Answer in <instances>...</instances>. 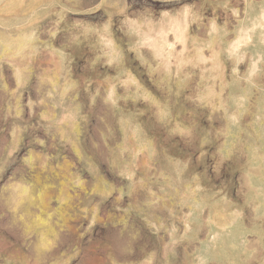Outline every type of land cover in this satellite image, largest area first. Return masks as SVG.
<instances>
[{
    "label": "rangeland",
    "instance_id": "obj_1",
    "mask_svg": "<svg viewBox=\"0 0 264 264\" xmlns=\"http://www.w3.org/2000/svg\"><path fill=\"white\" fill-rule=\"evenodd\" d=\"M0 264H264V0H0Z\"/></svg>",
    "mask_w": 264,
    "mask_h": 264
}]
</instances>
